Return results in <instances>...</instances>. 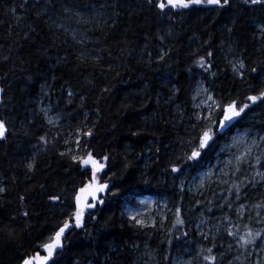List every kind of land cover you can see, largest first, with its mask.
<instances>
[{
    "label": "trees",
    "instance_id": "obj_1",
    "mask_svg": "<svg viewBox=\"0 0 264 264\" xmlns=\"http://www.w3.org/2000/svg\"><path fill=\"white\" fill-rule=\"evenodd\" d=\"M241 8L233 0L232 7H193L169 19L146 0H0V120L8 128L0 141V224L16 216L0 230V264H21V256L43 252L41 246L72 216L75 193L87 182L72 156L84 150L101 162L109 157L100 174L109 188L98 194L105 202L86 210L81 228L70 221L50 264H174L178 257L206 264L198 253L213 244L215 264L253 262L264 240L249 246L247 260H237L234 241L222 230L205 239L201 229L208 222L264 229L257 224L263 213L258 219L237 214L245 202L263 200V187H246L239 199L235 190L217 185L186 189L237 132L264 136V102L247 100L264 91V12ZM209 51L214 76L195 67ZM239 61L244 79L233 71ZM199 83L216 102L249 108L201 157L189 160L208 122L194 108ZM88 130L91 137L82 134ZM258 157L260 163L244 167L237 179L264 171V141ZM174 166L181 171L173 173ZM147 198L162 201L166 217L140 227L123 211ZM178 208L183 225L176 223Z\"/></svg>",
    "mask_w": 264,
    "mask_h": 264
},
{
    "label": "snow or ice",
    "instance_id": "obj_2",
    "mask_svg": "<svg viewBox=\"0 0 264 264\" xmlns=\"http://www.w3.org/2000/svg\"><path fill=\"white\" fill-rule=\"evenodd\" d=\"M27 0H25V4ZM148 7L155 9L157 14L160 16H168L169 19L174 15H183L185 10H189L193 7L205 8V9H224L226 7H232L233 0H146ZM239 5L242 6L241 10H260L264 12V0H239ZM231 31V29H229ZM260 39H264V26H261L259 29ZM84 55L83 53L81 54ZM166 56L165 52H161L159 55V60L163 61ZM213 56L212 52H207V55H201L195 61V67L201 69L203 72H207L210 75H215V73L211 72L210 69L212 67L210 59ZM245 65L243 61H239L238 63L233 64V71L240 75L241 79H244L243 69ZM191 70V69H190ZM251 71L253 73L257 72L256 68H252ZM107 91V89H105ZM205 91H207L205 89ZM0 92H3V89H0ZM69 96L72 95L71 92L68 93ZM207 100L210 102L207 107L209 109V115L206 118L207 123L203 126L201 134L199 135V145L198 147L195 144L191 145V154L187 157L189 160H196L197 158L202 156L201 150L210 146V142H214V139L218 136L220 131L227 128L229 124H234L238 118L245 113V110L249 108L248 104H244L240 106L237 102L233 101L227 104H220L215 101L214 97L209 95ZM248 101H251L252 104H255L258 100L264 102V91H261L259 95H249L247 97ZM215 109V115H213L212 110ZM47 114V113H46ZM51 122V121H50ZM218 126V127H217ZM8 128L6 122L0 120V141L7 139ZM84 136L91 137L93 135L91 130L84 131L82 133ZM136 135V133H133ZM43 143H47L45 137H40ZM260 139L264 140V137ZM67 143V141H65ZM76 144L79 147L82 146V141L77 140ZM61 155H64L61 153ZM73 162L76 163L82 169V176L86 179V183L83 184L82 187L76 191L74 196V209L72 211V216L65 220L63 225L58 228L54 232V236L50 239V242L44 243L41 247L43 252L35 251L31 255L21 256V264H49L52 261L54 255H58V250L63 248V240L65 238L66 231L72 226L70 221L74 220V227L81 228L84 222L85 212L88 209L95 208L98 204H103L105 201L99 198V193L105 192L106 189L109 188V184L103 181V177L100 175L105 169L106 164L109 160L108 156H104L102 159L104 162H101L98 158L95 157L94 153L91 151L84 150L79 155L72 156ZM243 161V157L237 156L236 163L237 167L235 169L236 172H239L241 169L239 167L240 163ZM257 163H260L259 157H257ZM253 166V165H250ZM33 164L29 162L27 164V168L29 171L32 170ZM254 167V166H253ZM171 171L173 173L180 172L181 169L177 167H172ZM257 175H264L261 173H257ZM147 183V181H145ZM255 186L253 181H250ZM202 186V185H201ZM235 187V196L236 199L240 198V188L239 186ZM5 188L0 187V193H3ZM231 191V189H229ZM53 201H58L60 198L58 196H50L49 197ZM25 197L21 196L20 200L24 201ZM225 205H221L224 207ZM227 206L231 208V203H228ZM262 205H256V207H261ZM243 208L244 206L241 205ZM22 215L28 216V212H23ZM91 215V213H89ZM177 221L176 223L179 225H183L184 221L180 219V209L178 208L176 211ZM259 216V213L257 214ZM95 218L94 216L92 217ZM16 219V216H10L7 224H0V230L8 227L12 221ZM129 219L134 221L135 224L144 226V222L140 219H137V215H129ZM227 221V217H225ZM258 223H264V219H260L257 221ZM233 227L237 230L233 231ZM226 235L228 237L233 238L235 240V247L238 250V255L236 256L237 260H240L241 257L244 260L248 259V248L249 246H259L257 245L258 240H264V229L261 230H253L248 225H244V230L241 231L239 225L225 226ZM12 232L9 230V235ZM205 239H208V235L205 233H201ZM215 240V236L212 237ZM213 247L207 249H201L198 255H202L203 260L206 264H215L216 256L213 254ZM232 244H229V250L232 248ZM43 253H46L44 255ZM189 264H192L189 261ZM259 264V262H258Z\"/></svg>",
    "mask_w": 264,
    "mask_h": 264
},
{
    "label": "rangeland",
    "instance_id": "obj_3",
    "mask_svg": "<svg viewBox=\"0 0 264 264\" xmlns=\"http://www.w3.org/2000/svg\"><path fill=\"white\" fill-rule=\"evenodd\" d=\"M209 95L211 94L208 91H205L203 84L199 83L196 86L193 93V102L198 118H207L209 115V109L207 107V105L210 103L207 100ZM46 115L49 122L56 121L54 117L49 116V113ZM261 137L264 136H259L257 133L250 131H242L229 138L227 143L217 154L215 160L216 162L213 164V166L206 167L201 173L194 177L188 184H186V189L195 193L203 189L206 184L217 185L219 189L225 188L227 189L228 193L233 192V190H235L234 186L237 184H239L240 190L248 186L255 188L257 185H262L264 189V175H257V173L263 174L262 171L257 169H253L245 176H241L237 179L238 175L241 172H244V167H249L251 164L254 165L255 160H257L261 145L264 141L260 139ZM237 156L243 157V161L239 165L241 169L239 172L235 171L237 167ZM250 181H253L255 186H253V183H250ZM229 189H231V191H229ZM256 205L262 206L256 207ZM243 206V208L239 206L237 209V214H239L241 218H243L246 213L253 215L254 219L260 218L261 213L264 214V201H261L260 203L257 202L255 205H250L248 202H245ZM123 213L128 219L129 215H137V219H140L144 222V226L138 225L140 227L154 226L156 223H161L165 220L166 205L162 201H156L152 198H147L140 200L138 202V207L136 208H124ZM258 213L259 216L257 215ZM257 224L263 225V223L258 222ZM225 226L226 223H221L217 226H211L209 223H207L203 224V230L201 229V232L205 234H214L217 230H222V232L226 234ZM228 238L233 240L231 237ZM233 241L234 248L236 249V252H238L237 248L235 247L236 242L235 240ZM252 259L253 262L251 264H258V262L259 264H264V246L261 251L255 253L252 256ZM174 264H189V262L183 257H178L174 260Z\"/></svg>",
    "mask_w": 264,
    "mask_h": 264
},
{
    "label": "bare ground",
    "instance_id": "obj_4",
    "mask_svg": "<svg viewBox=\"0 0 264 264\" xmlns=\"http://www.w3.org/2000/svg\"><path fill=\"white\" fill-rule=\"evenodd\" d=\"M241 132H242V131H241ZM237 133H238V132H237ZM237 133H236V134H237ZM236 134H235V135H236ZM232 137H233V136H232ZM230 138H231V137H230ZM228 140H229V139H228ZM226 143H227V142H226ZM226 143H225V144H226ZM225 144H224V145H225ZM224 145H223V146H224ZM221 149H222V148H221ZM220 151H221V150H220ZM220 151H219V152H220ZM215 162H216V161H214V163H215ZM259 171H261V170H259ZM201 172H202V171H201ZM201 172H200V173H201ZM262 173L264 174V171H262ZM197 175H198V174H197ZM257 186H258V185H257ZM248 187H251V186H248ZM261 187H263V186L261 185ZM244 189H245V188H244ZM262 190H263V193H264V189H262ZM261 201H264V195H263V200H261ZM261 201H259V203H260ZM208 223H209V222H208Z\"/></svg>",
    "mask_w": 264,
    "mask_h": 264
},
{
    "label": "water",
    "instance_id": "obj_5",
    "mask_svg": "<svg viewBox=\"0 0 264 264\" xmlns=\"http://www.w3.org/2000/svg\"><path fill=\"white\" fill-rule=\"evenodd\" d=\"M44 255H46V253H43ZM54 258V257H53ZM53 260V259H52ZM51 262V261H50ZM50 262H49V264H50Z\"/></svg>",
    "mask_w": 264,
    "mask_h": 264
}]
</instances>
